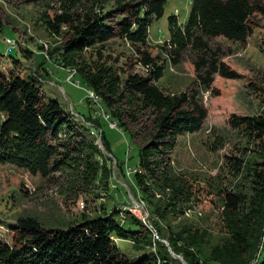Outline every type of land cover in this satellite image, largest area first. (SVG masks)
Masks as SVG:
<instances>
[{
	"label": "rangeland",
	"instance_id": "obj_1",
	"mask_svg": "<svg viewBox=\"0 0 264 264\" xmlns=\"http://www.w3.org/2000/svg\"><path fill=\"white\" fill-rule=\"evenodd\" d=\"M138 1L81 0L76 7L109 13L114 22L120 18L115 11L120 3ZM191 1L166 0L162 16L148 26L147 48L164 62L155 84L167 94L197 91L207 116L198 131L177 137L169 167L143 193L133 179L137 147L147 140L157 112L136 100L118 101L108 108L84 78L98 70H110L120 78L127 73L144 75L133 44L112 37L66 52L67 26L54 32L48 24L62 12L61 0H0L1 69L18 65L24 78L40 76L46 99H56L67 109L74 126L59 135L61 143L49 158L45 175L30 174L12 163V151L10 156L0 153V240L10 241L9 226L20 218H31L41 228H67L115 206L120 221L132 215L142 221L132 240L113 238L129 258L161 244L180 264L254 263L264 248V220H253L247 203L254 200L256 173L264 170V134L258 137L241 126L232 127L229 120L232 115L264 118V10L252 15L244 42L221 36L208 40L237 76L214 74L206 88L195 79L194 52L182 50L177 63L165 53L168 17L175 15L182 26ZM21 48L30 53L26 56ZM13 59L19 63L10 62ZM3 117L0 112V124ZM112 119L124 122L133 137ZM227 191L243 200L237 211L226 209ZM237 235L245 241L241 243Z\"/></svg>",
	"mask_w": 264,
	"mask_h": 264
},
{
	"label": "trees",
	"instance_id": "obj_2",
	"mask_svg": "<svg viewBox=\"0 0 264 264\" xmlns=\"http://www.w3.org/2000/svg\"><path fill=\"white\" fill-rule=\"evenodd\" d=\"M80 1L61 0L62 12L48 21L54 32H58L61 25L67 26L69 37L63 49L78 52L112 37H120L133 44L137 63L146 71L144 75L127 73L120 78L110 70H98L93 74L86 73L84 78L108 108L118 101L136 100L157 112L147 140L137 147V167L133 173L140 192L147 193L148 186L160 181L169 167V155L177 137L201 128L207 116L206 108L193 89L167 94L155 84L162 75L164 62L148 51L147 30L154 17L162 16L166 0L120 3L115 8L120 18L114 22L109 20V13L95 12L92 8L78 7L82 8L78 12L76 6ZM263 10L261 0H192L182 26L175 15L168 17L169 37L165 53L177 63L182 50L189 48L194 52L195 79L206 88L210 87L214 74L234 79L237 74L221 61L219 48L212 49L208 40L221 36L244 42L251 31L252 15ZM21 51L25 55L30 53L28 48H21ZM10 62L19 63L16 59ZM13 67L7 71V67L4 70L0 67V112L4 116L0 124V153L10 156L12 151L16 156H13L14 160L9 158L12 163L30 174L45 175L48 160L61 143L59 135L65 129H74L71 115L56 99H46L39 86L40 76L30 75L26 79L18 65L8 66ZM130 118L136 122L135 116L130 115ZM100 119L96 118L98 124ZM229 122L232 127L241 126L258 137L264 134L262 117L232 115ZM116 125L128 131L124 122L116 121ZM130 136L133 137V133ZM2 149H7L8 153ZM260 171L255 175L257 186L254 187V200L247 203V213L253 220L263 223L264 170ZM242 201L232 192L225 193L228 211H237ZM119 214L113 206L101 216L84 219L79 225L67 228H41L31 218L17 219L9 226L10 241L0 240V264H180L161 244L134 258L123 255L113 238L132 240L142 221L133 215L120 221ZM236 238L241 243L245 241L240 235ZM252 264H264V248Z\"/></svg>",
	"mask_w": 264,
	"mask_h": 264
}]
</instances>
